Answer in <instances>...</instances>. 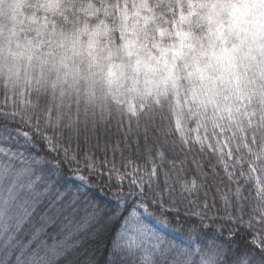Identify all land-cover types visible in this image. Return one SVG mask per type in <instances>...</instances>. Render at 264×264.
Wrapping results in <instances>:
<instances>
[{
	"label": "snow or ice",
	"instance_id": "6c2138e0",
	"mask_svg": "<svg viewBox=\"0 0 264 264\" xmlns=\"http://www.w3.org/2000/svg\"><path fill=\"white\" fill-rule=\"evenodd\" d=\"M101 244L264 264V0H0V264Z\"/></svg>",
	"mask_w": 264,
	"mask_h": 264
},
{
	"label": "trees",
	"instance_id": "16d2710c",
	"mask_svg": "<svg viewBox=\"0 0 264 264\" xmlns=\"http://www.w3.org/2000/svg\"><path fill=\"white\" fill-rule=\"evenodd\" d=\"M95 143V141L93 140V144ZM103 147V141H101V148ZM73 150L75 149V144H73ZM93 151H95V149H93ZM103 157V152H99L97 154V159H102ZM109 159H111V154L109 153ZM117 163H119V158H117ZM170 219V218H169ZM153 223V226L160 231L162 234H167L170 237L172 236H176L177 232L175 231L176 228H180V229H186V228H190L193 226V220L191 218L187 219V220H180L178 223H169L167 225L165 224H161V223H157V222H151ZM209 226L211 228H213V230H215L216 226L212 225L211 222H208ZM157 226V227H156ZM196 226L198 227V222H196ZM227 228L228 225L224 226V235L227 236ZM204 231H207V229H205ZM240 243H243V241H239ZM90 255L93 256V258L99 262V264H104V261L106 259V250H105V246L103 244H101L99 246V248H93L91 250V252L89 253Z\"/></svg>",
	"mask_w": 264,
	"mask_h": 264
},
{
	"label": "rangeland",
	"instance_id": "374dc122",
	"mask_svg": "<svg viewBox=\"0 0 264 264\" xmlns=\"http://www.w3.org/2000/svg\"><path fill=\"white\" fill-rule=\"evenodd\" d=\"M157 227V226H156Z\"/></svg>",
	"mask_w": 264,
	"mask_h": 264
}]
</instances>
